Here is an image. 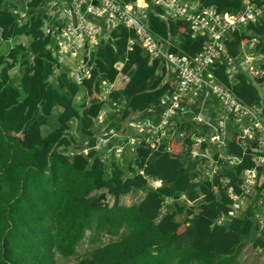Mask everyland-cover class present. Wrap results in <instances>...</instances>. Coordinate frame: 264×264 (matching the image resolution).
<instances>
[{"label":"trees","instance_id":"1","mask_svg":"<svg viewBox=\"0 0 264 264\" xmlns=\"http://www.w3.org/2000/svg\"><path fill=\"white\" fill-rule=\"evenodd\" d=\"M24 1L27 10L19 18ZM200 2L232 15L242 7V0ZM253 2L264 5V0ZM147 21L160 39L178 36L171 52L194 56L202 50L206 36L194 34L187 23L165 22L153 13ZM45 23H54L45 0H0V264H240L247 241L264 250V235H256L259 225L252 217L254 199L264 188V164L255 158L264 153L259 133L243 149L235 132L222 156L212 154L218 172L206 179L197 171L201 161L180 158L190 144L181 125L168 146L152 148L141 142L127 155L126 164L112 158L107 165L98 151L77 153L71 126L93 143L103 106L102 83L127 75L110 94L114 101H124L120 112L126 120L152 106L161 110V99L175 83L165 77L162 61H150L135 32L122 24L112 27L90 53L87 76L78 81L59 61L56 39L43 29ZM129 39L134 40L131 49ZM10 41L14 45L3 51L1 44ZM251 41L263 56L256 79L228 71L224 60L215 64L214 72L239 101L261 106L264 14L256 23L234 29L224 43L235 55L241 44ZM56 106L61 111L54 114ZM50 119L55 124L44 133ZM231 158L239 161L230 164ZM246 169H255L256 178L263 179L255 184V194L242 213L231 217L234 196L244 192ZM147 178L161 185L148 187ZM98 190L104 191L93 193ZM136 190L145 194L139 202L120 204L121 196ZM107 195L112 202L104 201ZM181 195L189 202L202 198L197 213L193 204L178 202ZM167 199L169 210L160 215ZM85 242L88 250L79 254ZM72 258L76 260L68 263Z\"/></svg>","mask_w":264,"mask_h":264},{"label":"built area","instance_id":"2","mask_svg":"<svg viewBox=\"0 0 264 264\" xmlns=\"http://www.w3.org/2000/svg\"><path fill=\"white\" fill-rule=\"evenodd\" d=\"M143 1L145 4L140 5L137 0H45L48 14L54 23H45L43 29L51 31L55 37L59 55L62 56L60 52L68 54L70 51L72 54H83L79 71L69 67L78 81L87 76L86 65L90 53L99 48L103 39L108 38L112 27L122 24L135 32L137 41L148 53L150 61H162L165 77L175 83L174 89L161 99V110H156L160 107L152 106L140 115L142 117L138 130L133 135L125 134L121 137L114 127H107L101 135L96 129L93 143L88 139L83 147L75 144L76 152L88 155L91 151H98L100 158L105 162L111 157L115 162H122L141 142L149 144L152 148L162 143L168 146L176 127L181 125L183 131L189 133L190 139V144L181 156L187 157L192 163L201 161L198 166L206 163L205 169L210 170V178L218 172L217 165L211 158L212 154L222 156L226 144L235 132H239L238 137L243 149L246 148L247 140L253 139V135L259 133L258 142L264 151V116L261 114V107L239 101L214 72L215 64L224 60L230 72H243L250 77L261 74L260 62L263 56L255 51V43L251 41L241 44L237 53L232 55L224 40L230 37L234 29H239L248 22L256 23L264 14V5L257 6L253 0H242L241 9L232 15L227 12L218 13L213 6L202 7L200 0ZM155 7L164 11L158 13L154 10ZM49 8L52 9L50 13ZM26 10L24 1V8L18 11L19 18L24 16ZM13 12L16 13L17 10L14 9ZM150 13L165 22L169 19H179L193 28L194 34L206 36L202 50L194 56L171 52L169 47L179 41L178 36L169 35L167 39H160L149 28L147 20ZM133 42V39H129L128 49H131ZM249 45L253 46L252 50H248ZM61 60L59 57V61ZM65 60L63 56V61ZM126 79L127 75H124L119 76L113 83H102L103 106L98 113L96 126L109 112L110 116L115 118L121 114L120 111L125 106L124 101H114L110 94L119 89V85ZM104 122L108 125V121ZM183 131L179 133L180 136L184 134ZM138 132L142 133L141 136H137ZM165 134H168V140H165ZM255 158L257 163L264 164V153L256 155ZM237 161L238 158H231L229 162L234 164ZM242 173L244 192L240 196H234L235 200L229 212L231 217L239 216L240 212L237 210H244L249 203L248 198L255 194V184L259 186L263 179L256 178L255 169H246ZM160 185L159 180L152 187ZM261 204L259 213L253 218L259 228L264 230V199Z\"/></svg>","mask_w":264,"mask_h":264},{"label":"rangeland","instance_id":"3","mask_svg":"<svg viewBox=\"0 0 264 264\" xmlns=\"http://www.w3.org/2000/svg\"><path fill=\"white\" fill-rule=\"evenodd\" d=\"M140 5H143V4H140ZM46 9L48 11L47 7H46ZM51 11H52V9L49 8V13ZM252 42L255 43L254 41H252ZM13 45H14V42L10 41L8 43H2L1 48L3 51L6 52L7 49ZM252 49H253V46L249 45L248 50H252ZM63 56L66 60L65 61L62 60V61L65 63L66 66L70 67L71 69H73L76 72L79 71V63L83 57V54L81 52L75 53V54H72L71 51L68 54L63 52ZM258 76H255V77L248 76V77L251 80H254ZM119 87H120V85H119ZM258 89H259V93H260L261 98H262V101H261V106H262V105H264V83L258 85ZM79 99H80V97H78L76 99V101H75L76 105H78ZM258 106H260V105H258ZM58 111H59L58 109H54V114L58 113ZM121 116H122V114H119L115 118L113 116H110V112L107 113V115L102 118V122H100L97 126L96 125L94 126V131L96 132V129H98L100 131V134L102 135L106 131V129L114 127V128H117L116 130L119 132L121 137H123L125 134L128 136L133 135L134 132H136V130L138 128V124H136L135 126L134 125L130 126L129 122L127 121L128 118H132L133 116H129L127 118V120L122 119ZM104 121H108V123H107L108 125H105ZM54 124H55L54 119H50V122H48L46 125H44L43 132L45 133L46 131L52 129ZM231 125L233 126L234 123H231ZM74 126H75V124H72L71 134L73 135V137L75 139V143L78 144V146L83 147L86 144L88 139L84 135H81L80 133L76 132L74 130ZM95 132H94V134H95ZM141 134H142L141 132H138L137 136H141ZM164 137H165V140L166 139L168 140V138H169L168 134H165ZM221 152H223V150H221ZM110 159H112V157ZM110 159L108 161H110ZM108 161L106 162L107 165L109 163ZM126 162H127V155L123 158L121 164H126ZM151 183H153V179L149 178L148 187H151L150 186ZM102 191H104V190H98V191H95L93 193L98 194V193H101ZM144 195L145 194L141 190L131 191V192L121 196L119 199V202H120V204L131 205V204L139 202ZM247 198H248V196H247ZM201 199L202 198H200L194 202L189 203L185 196H181L180 199L178 200V202H184L186 204H193L194 208H195V213H197L199 210L198 205L201 202ZM104 201L107 203H110V202H112V197L110 195H107L106 199ZM169 204L170 203L163 205V207L160 210V215H163L167 210H169ZM236 209H237V207H236ZM236 209L234 211H236ZM242 210L241 211L237 210V211H239L241 214ZM87 250H88V244L86 242L82 243L78 247V253L79 254H82V253L86 252ZM238 258H239L240 264H264V250H261L260 248L253 247L251 241L249 240L245 243V245L241 249ZM75 260H76L75 258H72V259L68 260L67 262L72 263Z\"/></svg>","mask_w":264,"mask_h":264},{"label":"crops","instance_id":"4","mask_svg":"<svg viewBox=\"0 0 264 264\" xmlns=\"http://www.w3.org/2000/svg\"><path fill=\"white\" fill-rule=\"evenodd\" d=\"M137 2L140 4V2H142V4H145L144 3V1L143 0H137ZM60 54L62 55V56H59L60 57V59H62L63 60V53L62 52H60ZM61 60V61H62ZM63 62V61H62ZM123 62V59H121V63ZM54 109H58L59 111L58 112H60L61 111V108L60 107H58V106H56V107H54ZM158 112V111H157ZM141 117L142 116H136V117H134V118H128V122H129V125L130 126H135L136 124H138L139 125V123H140V121H141ZM137 130H138V128H137ZM182 156L180 155V158H181ZM190 163V162H189ZM205 165H206V163H204V164H202L201 166H198V168H197V171H198V173H199V175L203 178V179H206V178H209V172H210V170H207L206 171V169H205ZM191 167H192V169H193V166L191 165ZM210 169V168H209ZM194 172V170H192V173ZM193 179H195V177L193 178ZM147 180L149 181V178H147ZM159 180H157V179H153V183H151L150 184V186L152 187L153 185H156V183L158 182ZM263 192H264V189L256 196V198L254 199V202H253V209H252V217H255V215L257 214V213H259V211H260V208H261V206H262V204H261V200L262 199H264V196H263ZM181 196H184V195H181ZM251 200V198L249 197L248 198V202ZM188 201V200H187ZM189 202V201H188ZM168 203H171V199L169 200V201H167V202H165V204H168ZM189 203H191V202H189ZM256 235L257 236H263L264 235V230H262V229H260L259 228V231L256 233ZM257 248H259V247H257ZM261 249V248H260ZM262 250V249H261Z\"/></svg>","mask_w":264,"mask_h":264},{"label":"bare ground","instance_id":"5","mask_svg":"<svg viewBox=\"0 0 264 264\" xmlns=\"http://www.w3.org/2000/svg\"><path fill=\"white\" fill-rule=\"evenodd\" d=\"M140 4H142V2H140Z\"/></svg>","mask_w":264,"mask_h":264},{"label":"water","instance_id":"6","mask_svg":"<svg viewBox=\"0 0 264 264\" xmlns=\"http://www.w3.org/2000/svg\"><path fill=\"white\" fill-rule=\"evenodd\" d=\"M163 45H165V44H163Z\"/></svg>","mask_w":264,"mask_h":264}]
</instances>
